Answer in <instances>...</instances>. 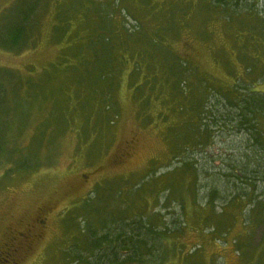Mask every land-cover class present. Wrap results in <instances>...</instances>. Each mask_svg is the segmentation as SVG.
<instances>
[{"label": "rangeland", "instance_id": "obj_1", "mask_svg": "<svg viewBox=\"0 0 264 264\" xmlns=\"http://www.w3.org/2000/svg\"><path fill=\"white\" fill-rule=\"evenodd\" d=\"M15 1L0 0V14ZM96 1L105 7V0ZM129 1H120L119 7L127 9L126 20L136 33L142 30L140 23L153 25L162 17L152 18L148 4ZM52 4L36 14V45L18 52L0 49V92L4 93L0 96V258L11 231L25 234L32 230L29 245L14 251L15 264H75L80 259L76 264H85L84 259L94 255L90 240L78 231L86 228L85 218L100 236L105 232L101 225H109L111 220L115 226L118 220L130 222L140 217L153 228L155 239L145 237L147 247L140 248L145 260L139 264H264V205H259L264 204V181L217 180L214 171L202 167L191 192L184 174L166 176L170 155L163 136L165 125L157 117L165 104L153 98L145 118L142 111L137 113L138 105L131 98L125 75L108 102L116 115L112 125L96 134L90 126L86 137L81 138L82 116L76 114L80 100L73 98L67 101L69 124L61 127V104L55 98L61 84L41 79L60 50L51 40ZM245 5L246 1L228 6L232 14L228 20H210L208 38L196 34L193 27L184 41L173 44V51L192 59L203 75L222 84L231 83L235 75L246 73L237 60V51L245 45L242 39L235 42L234 35L253 23L251 16L258 18L254 5L244 10ZM256 6L260 9L262 2L257 0ZM259 59L264 65V54ZM260 63L250 72L255 74L256 88L264 90V66ZM6 71L19 75L22 82L30 75V81L44 85L45 95L20 96L12 73ZM83 94L86 105L91 102L93 108L91 90L85 89ZM88 107L92 112L90 104ZM224 143L220 138L209 149L217 167L222 163L218 156L225 153ZM250 144L244 137L238 138L236 154L241 157L246 145V153L256 164ZM174 166L172 161L170 169ZM150 178L157 181L144 186L142 183ZM235 183L240 186L238 190L233 187ZM172 186L175 192L167 190ZM243 193L246 197L237 205ZM6 264H13L12 260Z\"/></svg>", "mask_w": 264, "mask_h": 264}, {"label": "trees", "instance_id": "obj_2", "mask_svg": "<svg viewBox=\"0 0 264 264\" xmlns=\"http://www.w3.org/2000/svg\"><path fill=\"white\" fill-rule=\"evenodd\" d=\"M120 1L105 0L104 7L96 0H16L0 14V49L18 52L36 45V14L45 12L48 5L55 3L51 40L59 45L60 50L41 79L61 84L55 93L61 104L58 115L61 127L69 124L70 102L67 101L73 98L80 100L76 114L82 116L81 138L86 137L90 126L95 128L96 134L112 125L116 115L110 111L108 102L125 75L131 98L138 105L137 113L142 111L145 118L153 98L165 104L157 117L165 125L163 136L170 155L166 176L184 174V178H189L191 192L202 167L205 171H214L217 180H231L233 183L264 181V163H261L264 160V90L256 88L255 74L250 72L264 54V0H260V9L255 7L257 0H187L182 4L176 0H130V4H148L152 18L162 15L153 25L139 22L140 33H136L126 20L127 9L119 7ZM245 1L242 9L254 5V15L258 17L251 16L253 23H247L248 28L237 30L234 35L235 42L242 39L245 45L237 51V60L246 73L235 75L231 83L222 84L203 75L192 59L173 51V44L177 40L184 41L193 27H196V34L208 38L210 20L232 18L228 6H238ZM228 75L232 76V71H228ZM12 76L15 91L19 90L20 96L30 93L32 98H42L45 95L44 85L30 81V75L24 77L25 82L19 75L12 73ZM85 89L91 90L95 97L93 108L89 103L93 113L87 111L89 104L86 105L84 98ZM2 94L3 90L1 97ZM240 137L251 143L250 148L258 160L256 164L246 153V145L242 147V156H237ZM220 138L225 140V153L218 156L222 163L217 167L209 149ZM172 161L175 166L170 169ZM185 171L191 173L186 175ZM151 181L157 179L150 178L142 184L145 186ZM233 187L240 188L236 183ZM169 189L175 192L173 186ZM120 194L118 191L117 195ZM175 196L180 201L177 193ZM245 197L243 193L236 204H241L239 201ZM83 215L89 214L84 212ZM87 219L84 221L86 228L78 231L85 233L81 235L90 240L94 255L85 258V264L144 263L140 248L147 247L145 237L151 241L155 239L153 228L142 222L144 218L138 217L130 222L118 220L115 226L111 220L109 225H101L105 232L100 236ZM111 225L115 227L114 231ZM149 253L150 249L147 250Z\"/></svg>", "mask_w": 264, "mask_h": 264}, {"label": "flooded vegetation", "instance_id": "obj_3", "mask_svg": "<svg viewBox=\"0 0 264 264\" xmlns=\"http://www.w3.org/2000/svg\"><path fill=\"white\" fill-rule=\"evenodd\" d=\"M9 234L10 235L8 243L6 244V249L2 253L3 256L0 258V264H6L9 258L12 260V263L15 264L13 256L15 255L14 251H16V248L18 247L17 251L21 250L22 245H29V240L33 238L32 230L27 231L25 234L23 232L14 234V231H11ZM2 260L3 262H1Z\"/></svg>", "mask_w": 264, "mask_h": 264}]
</instances>
